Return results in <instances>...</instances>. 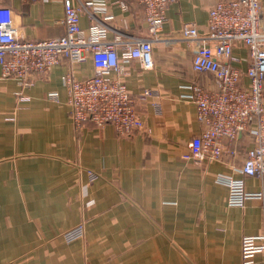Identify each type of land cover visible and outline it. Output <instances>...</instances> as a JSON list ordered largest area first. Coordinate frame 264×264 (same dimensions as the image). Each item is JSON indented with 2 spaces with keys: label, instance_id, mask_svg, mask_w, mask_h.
I'll return each instance as SVG.
<instances>
[{
  "label": "crops",
  "instance_id": "crops-1",
  "mask_svg": "<svg viewBox=\"0 0 264 264\" xmlns=\"http://www.w3.org/2000/svg\"><path fill=\"white\" fill-rule=\"evenodd\" d=\"M106 1L114 16L108 40L118 42L119 53L136 38L152 41L154 67L132 59L119 74L134 95L152 92L137 104L145 128L122 135L112 124L74 125L63 77L93 75L91 57L64 58L23 87L0 65V264H242L243 236L264 229V198L230 206L217 175L244 178L247 190L264 193V176L239 170L253 136L223 138L219 160L183 157L201 131L195 103L182 97L184 85L214 90L216 84L210 72L194 70L195 42L181 30L194 24L206 33L217 0H175L154 38L142 6L129 2L124 10L127 0ZM0 5L12 8L25 38L65 34L61 0ZM91 22L81 15L83 29ZM233 53L239 58L233 65L245 71L247 47L237 41ZM51 91L58 101L47 98ZM78 224L84 236L64 240L63 232Z\"/></svg>",
  "mask_w": 264,
  "mask_h": 264
},
{
  "label": "built area",
  "instance_id": "built-area-1",
  "mask_svg": "<svg viewBox=\"0 0 264 264\" xmlns=\"http://www.w3.org/2000/svg\"><path fill=\"white\" fill-rule=\"evenodd\" d=\"M36 1V0H32ZM64 7L65 34L50 39L34 40L23 36L22 27L14 23L13 10L0 5V65L4 77L14 78L19 86H29L34 76L49 72L66 58L83 62L92 58L95 72L84 79L72 74L63 77L70 114L76 127L87 122L97 126L112 124L116 131L128 135L145 128L137 104L152 96L150 90L134 95L119 76L122 64L138 59L142 68L154 67L151 39L136 38L118 52V42L108 40V21L114 18L106 0H61ZM175 0H127L142 6L151 37H157L166 11ZM82 14L92 19L85 30L80 25ZM183 37L194 40L193 68L210 72L216 88L209 90L196 82L185 84L182 94L196 105L201 131L194 136L184 154L186 160L212 161L223 156V138L236 140L249 132L254 145L248 149L240 172L246 176H264V0H217L209 11L208 31L199 32L194 24H185ZM242 42L249 51L248 66L242 71L233 62L234 43ZM244 76L248 83H244ZM47 98L59 100L51 91ZM159 112L161 105L154 101ZM92 177L96 174L91 172ZM217 180L228 189L227 203L244 206L248 200L264 198L262 191L245 188L244 178L218 174ZM84 236L83 224L63 232L71 242ZM242 264H264V229L242 238Z\"/></svg>",
  "mask_w": 264,
  "mask_h": 264
}]
</instances>
